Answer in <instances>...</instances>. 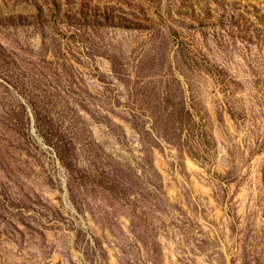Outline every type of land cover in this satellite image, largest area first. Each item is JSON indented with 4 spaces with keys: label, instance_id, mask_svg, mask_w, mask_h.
<instances>
[{
    "label": "rangeland",
    "instance_id": "1",
    "mask_svg": "<svg viewBox=\"0 0 264 264\" xmlns=\"http://www.w3.org/2000/svg\"><path fill=\"white\" fill-rule=\"evenodd\" d=\"M0 264H264V0H0Z\"/></svg>",
    "mask_w": 264,
    "mask_h": 264
}]
</instances>
